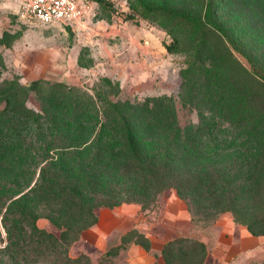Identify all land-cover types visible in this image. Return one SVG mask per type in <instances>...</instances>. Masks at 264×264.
I'll use <instances>...</instances> for the list:
<instances>
[{
    "label": "rangeland",
    "instance_id": "rangeland-1",
    "mask_svg": "<svg viewBox=\"0 0 264 264\" xmlns=\"http://www.w3.org/2000/svg\"><path fill=\"white\" fill-rule=\"evenodd\" d=\"M89 1L0 0V264H264V0Z\"/></svg>",
    "mask_w": 264,
    "mask_h": 264
},
{
    "label": "built area",
    "instance_id": "built-area-1",
    "mask_svg": "<svg viewBox=\"0 0 264 264\" xmlns=\"http://www.w3.org/2000/svg\"><path fill=\"white\" fill-rule=\"evenodd\" d=\"M91 9L89 0H18V17L22 21L80 24Z\"/></svg>",
    "mask_w": 264,
    "mask_h": 264
},
{
    "label": "trees",
    "instance_id": "trees-1",
    "mask_svg": "<svg viewBox=\"0 0 264 264\" xmlns=\"http://www.w3.org/2000/svg\"><path fill=\"white\" fill-rule=\"evenodd\" d=\"M212 3H213V0H209L207 2L206 10L204 13L205 15L200 17V19L197 21V24H199V26L207 25L210 29H212V30L214 29V31H216L217 33H221L223 35H226L223 27L220 25V23L218 21H216L214 19L215 11H214V7H213ZM148 11L155 12L157 10L155 8H148ZM204 36L205 35H203L200 39L201 40V46L204 45V43L206 42V38ZM165 47L167 50L171 49L170 46H165ZM247 225H249V224H247ZM249 226H251V225H249ZM122 239H124V240L127 239L128 242H132L133 244L141 245L147 250L150 247L149 239L145 235H143L142 233H140L139 231H137L135 229L127 232L123 236ZM186 240H187V238H185V241ZM175 243H176V241L164 243L162 251H161V254L164 258V264H171V261H172V254L171 253L173 252ZM196 243H197L198 247L200 248V250L203 252V250H204L203 244L200 242H196ZM31 244H32L33 250H39L42 246L49 248V246L47 244L42 243L38 240H34V239H32ZM26 246H28V244ZM109 249H107L106 252L104 253L105 255H104V258L102 259V261H99L97 264H113V261H111L110 259H107V258L115 256L118 253L116 251H110ZM18 251L19 250H15V252H18Z\"/></svg>",
    "mask_w": 264,
    "mask_h": 264
}]
</instances>
